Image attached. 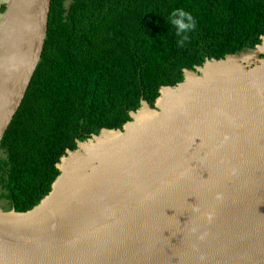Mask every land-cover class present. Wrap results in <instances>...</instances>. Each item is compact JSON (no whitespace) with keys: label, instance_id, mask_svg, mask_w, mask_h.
Returning a JSON list of instances; mask_svg holds the SVG:
<instances>
[{"label":"water","instance_id":"water-1","mask_svg":"<svg viewBox=\"0 0 264 264\" xmlns=\"http://www.w3.org/2000/svg\"><path fill=\"white\" fill-rule=\"evenodd\" d=\"M51 2L4 0L0 145L41 60ZM235 56L185 69L182 82L161 87L154 107L142 99L122 129L103 128L78 142L32 209L0 207V264H264V57L242 64ZM229 58L236 70L194 85L160 125L136 132L134 158L124 149L126 160L97 167L92 188L63 193L64 162L86 143L125 133L142 109L162 112L165 90Z\"/></svg>","mask_w":264,"mask_h":264},{"label":"trees","instance_id":"trees-1","mask_svg":"<svg viewBox=\"0 0 264 264\" xmlns=\"http://www.w3.org/2000/svg\"><path fill=\"white\" fill-rule=\"evenodd\" d=\"M178 9L193 15V31L171 23ZM263 36L264 0H52L41 60L0 145L4 210L38 205L68 150L122 129L142 99L154 107L185 69L253 50Z\"/></svg>","mask_w":264,"mask_h":264},{"label":"bare ground","instance_id":"bare-ground-1","mask_svg":"<svg viewBox=\"0 0 264 264\" xmlns=\"http://www.w3.org/2000/svg\"><path fill=\"white\" fill-rule=\"evenodd\" d=\"M237 67V61L234 58H229L219 63H207L201 69L202 77L196 74H189L186 82L178 89H170L163 92V97L159 101V107L162 112L158 113L149 111L146 108L142 109L136 115L135 122L126 127L125 133L105 132L100 137H97L96 140L86 143L79 153L64 162L62 167L64 174L59 179L60 189L63 190L64 194L70 195L77 192L80 188H92L94 178L96 180L97 167L106 169L110 163H114L117 160H126V157L120 155L124 149L131 151V155L127 156L128 159L134 158V154L139 151L140 147L138 141L134 140L137 131L160 125L165 119L163 113L176 106L181 100H184L185 95L193 90L194 85L204 86L212 77L223 72L234 71ZM96 162H100L99 166H96ZM115 166V168L121 167L118 163ZM97 179L103 182L105 178L97 177Z\"/></svg>","mask_w":264,"mask_h":264},{"label":"clouds","instance_id":"clouds-1","mask_svg":"<svg viewBox=\"0 0 264 264\" xmlns=\"http://www.w3.org/2000/svg\"><path fill=\"white\" fill-rule=\"evenodd\" d=\"M177 13H179V18L177 19ZM173 17L171 23L173 25H178L181 32L183 30H187L186 32H191L196 28V20L194 19L193 15L189 12H185L183 9L174 10L171 13ZM187 20V23H184V20ZM181 32H177V35L180 36ZM188 39L187 36H184L178 43L182 47L184 42Z\"/></svg>","mask_w":264,"mask_h":264},{"label":"rangeland","instance_id":"rangeland-1","mask_svg":"<svg viewBox=\"0 0 264 264\" xmlns=\"http://www.w3.org/2000/svg\"><path fill=\"white\" fill-rule=\"evenodd\" d=\"M264 54V45H261L253 50H244L238 54H236L235 58L238 60L239 63H247L251 64L257 56L261 57ZM5 190L0 185V207L2 209L8 208V200L2 194Z\"/></svg>","mask_w":264,"mask_h":264},{"label":"crops","instance_id":"crops-1","mask_svg":"<svg viewBox=\"0 0 264 264\" xmlns=\"http://www.w3.org/2000/svg\"><path fill=\"white\" fill-rule=\"evenodd\" d=\"M2 6H4V0H0V15H1V9H2Z\"/></svg>","mask_w":264,"mask_h":264}]
</instances>
